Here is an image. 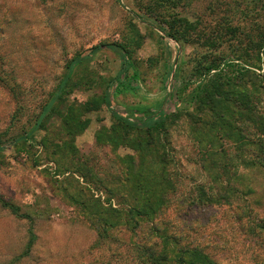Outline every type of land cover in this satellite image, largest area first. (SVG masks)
Segmentation results:
<instances>
[{
	"label": "rangeland",
	"instance_id": "rangeland-1",
	"mask_svg": "<svg viewBox=\"0 0 264 264\" xmlns=\"http://www.w3.org/2000/svg\"><path fill=\"white\" fill-rule=\"evenodd\" d=\"M153 3L0 0V58L6 76V82H0V141L4 144L0 150V195L31 217H17L0 205V264H144L141 244L161 249L160 239L146 234L150 221L142 222L136 234L121 223L101 237V228L87 218L86 214L91 218L93 214L87 213L83 204L93 211L101 204L124 214L140 204L138 186L146 181L149 185L152 174L169 179L160 185L165 210L155 218L156 225L180 234L182 244L206 245L222 264H264V229L258 227L264 224V154L258 148L263 137L255 125L246 131V143L236 149V141L228 138L198 143L192 131L201 125H192L182 116L168 125L164 140L170 160L164 167L157 160L162 149L140 159L129 147L128 136L119 140L127 145L114 146L108 138L113 119L107 104L89 112L80 109L85 101L101 96L120 70L117 54L93 48L117 42L131 49L140 75L132 84L134 88L112 94V107L134 117L137 110L146 115L160 107L170 113L183 106L193 111L194 104L180 94L197 84L196 60L201 55L223 56L242 64L248 59L242 51L247 42L244 35L230 37L227 25L264 18V0H174V5L156 6L155 14L162 18L172 12L198 19L191 43L179 49V44L159 29L162 25L145 13L146 6ZM250 7L256 12L248 17ZM249 54V60L256 62L254 54ZM75 55L87 60L75 70L73 80L78 85L63 95L57 107L62 115L69 104H76L74 110L85 128L72 136L61 115L53 112L27 141L16 142L36 125L42 107L66 73L67 62ZM238 55L242 58L236 60ZM257 68L251 70L264 75V67ZM184 85H188L186 91ZM245 86L254 93L255 114L264 116V91H259L258 85ZM170 92H174L173 100ZM234 119L232 116L231 121ZM235 124H241L238 118ZM122 133L118 129L113 135ZM130 156L135 165L130 167L142 173L134 175L136 181L132 182L125 179ZM254 160L260 162L249 164ZM199 187L213 193L233 188V193L229 202L193 205L192 196ZM107 215L113 221L121 218ZM30 225L36 238L26 251Z\"/></svg>",
	"mask_w": 264,
	"mask_h": 264
},
{
	"label": "trees",
	"instance_id": "trees-1",
	"mask_svg": "<svg viewBox=\"0 0 264 264\" xmlns=\"http://www.w3.org/2000/svg\"><path fill=\"white\" fill-rule=\"evenodd\" d=\"M173 1L174 0H154L151 7L146 6L148 12L145 9V13H150L152 15L151 17L162 25L159 29L168 38L175 40L179 44V49H182L183 46L191 43L194 38L193 33L197 30L199 21L198 19L194 21L187 16L172 12H169V14L163 18L161 14H155L156 6L166 5L168 3L174 5ZM253 1L254 0H252V2ZM246 7L247 5H245V8ZM250 9H248L249 14L246 12L248 17L256 12L255 7H250ZM257 20L258 21L251 20L253 21L252 23L245 21V24H237L231 21L227 25V34L230 37L233 38L244 35V40H246L248 46H242L243 50H241L247 56V60H249V58L252 59L249 53H253L256 62L252 63L250 60H241L242 64H235L233 60H226L223 56L219 58H207L206 55H201L200 58L196 60L193 71L196 76L197 84L184 95L182 93L180 94L183 100L187 99L194 104L193 111L183 106L182 108L176 109L175 113H170L167 108L160 107L154 113H147L146 115H144L143 111L137 110V115L135 114L134 117L132 113L123 112V110L121 111L115 106L112 107L110 103L112 94L115 92L120 93L127 88H134L132 84L136 83L140 75L131 55V49L124 43L117 42L102 43L93 48L96 50L102 47L117 54L120 59V70L114 78L109 80L106 90L101 96L91 98L80 105L81 111L89 112L97 110L103 104H107L111 109L110 113L113 119V125L108 132L110 133L108 138L110 141L114 142V146L121 143L127 145L126 142H119V140L124 141V136H128L127 139H130L128 144L129 147L137 152L140 159L144 158L143 155L145 153L156 155L159 154V150L162 149V155L157 157V160H159V163H162L164 167L170 160L166 152L165 143L168 125L175 123V121L182 116H186L189 123L192 125H201L197 128L194 127L192 131L198 143L212 142L215 141L216 138H228L236 141L235 143L238 144L235 146L236 149H240L243 144L246 143L248 139L246 131L251 126L255 125L258 129V133L263 137V139L260 138L258 140V148L261 149L264 154V116L255 114L254 93L248 88L245 89L248 87L245 85L249 84V87L253 86V88L258 85L259 91L260 89L264 91V75L251 70V68L255 67H258V70L264 67V18L260 16ZM262 20L263 23L261 22ZM206 41L212 43V40L209 41L206 39ZM136 42L139 41L136 39ZM237 57L238 58H235L236 60L242 58H240L239 55ZM221 59H223V62ZM85 60H87L85 57L75 55L67 62L66 73L58 83L56 89L52 92L49 101L42 107L36 125L33 126L29 132L20 135L15 140L16 142L21 140L27 141L32 132L38 128L44 117L49 113L54 112L60 114L57 103H61L63 95L69 94L71 89L78 85V81L73 80V76L76 68L82 65ZM221 66H224V68ZM227 68H229L230 71L228 70L226 72L225 69ZM129 70H131V74L128 73ZM173 77L176 78L177 75L173 74ZM2 81L6 82V76L3 73L0 58V82ZM184 87L183 91H186L188 85H184ZM173 90L176 92L178 89L174 86ZM169 97L170 100H173L174 92H170ZM74 106H76V104H69L66 108V112L62 115L60 114L66 129L72 136L80 133L85 128V123L77 116ZM232 116L235 117L234 121H231ZM236 117L240 120V125L235 124ZM241 120L245 123H242ZM118 129L123 133L118 136L113 135ZM209 131L213 132L209 135ZM130 134L132 135L131 138H129ZM3 148L4 144L0 141V150ZM205 151L209 152L207 149H205ZM236 159L244 161L243 158L236 157ZM128 161L130 164H128L129 167L125 179L130 178L131 182L136 181L135 177L142 173H137L132 169L133 167H130L132 165L135 166L132 156L128 157ZM259 162L260 161L254 160L249 164L254 165ZM214 179L215 182H218L217 176H215ZM167 180L169 179L166 175L156 178V176L152 174L149 178V185L146 181L138 186V188L141 189L140 193L137 194L140 197V204L132 205L124 214H120V211L113 207L103 208L101 204H97L94 211L89 208L90 206L88 204H83V209L87 211V213L93 214V218H91L90 214H86V216L88 219H92L95 226L101 228L99 231V236L101 237L106 236L108 228L116 227L121 223H123V226L132 234H136L142 222L150 221L151 225L146 234L157 236L161 242V249L157 251L146 244H141L140 248L142 247L143 250L144 264H222L207 251L206 245L182 244L180 242V234L169 232L167 227L162 228L160 225L158 226L155 224V218L165 210V194L163 193L164 190H160V185ZM232 189L228 188L224 193H213L206 191L203 187H199L192 196L191 202L193 205L218 204L222 201L229 202V197L233 193ZM0 205L7 208L17 217L31 220V217L27 213L22 212L20 206L4 199L1 195ZM106 213H109L113 217L117 216L121 218H116L113 221ZM258 227L264 229V224H258ZM28 234L26 251L30 250L36 238L32 225L29 227Z\"/></svg>",
	"mask_w": 264,
	"mask_h": 264
}]
</instances>
